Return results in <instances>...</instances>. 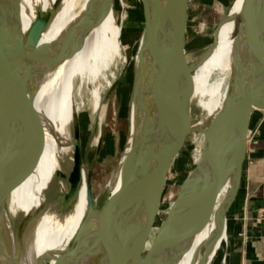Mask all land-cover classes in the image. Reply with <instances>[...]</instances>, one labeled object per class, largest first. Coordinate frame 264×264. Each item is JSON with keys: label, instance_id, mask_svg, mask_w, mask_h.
I'll return each mask as SVG.
<instances>
[{"label": "bare ground", "instance_id": "6f19581e", "mask_svg": "<svg viewBox=\"0 0 264 264\" xmlns=\"http://www.w3.org/2000/svg\"><path fill=\"white\" fill-rule=\"evenodd\" d=\"M56 1L0 0V49L6 55V60L0 65L2 75L7 74L21 57L28 59L32 56L39 46L65 44L66 35L74 28L83 30L88 25L80 48L72 56L44 74L31 77L27 82L34 88V108L42 125L41 144L34 164L14 185L9 195L6 226L0 231V264H130L132 257H125L123 247L128 244L136 247L142 236L141 227L144 226L146 212L139 211L144 208L140 204L141 193L148 167L153 166V157L170 129L154 84L159 81L160 74L163 77L171 74L176 76L179 96L190 103L191 112L192 108L199 112L200 120L197 124L192 123L193 127H202L223 107L230 78L241 72H250L258 66L260 49L264 45V3L233 0L220 17L215 41L206 47L199 58L188 60L186 52H183L182 63L180 58L166 53L170 21L176 20V13L168 14L167 11L172 0H151L148 10L150 46L140 56L141 36L134 55L135 75L139 83L132 109L133 127L119 166L109 178L104 204L99 210L97 207L100 203L94 199L91 203L87 199V173L81 156L85 128L81 126L83 123L79 119L72 91L74 87L84 88L85 84L93 82L115 60L126 64V45L120 43L121 28L114 16L113 3L106 14L108 21L103 24L101 19L90 23V18L95 17V10L99 9L96 0H60L58 6L54 7ZM45 15H50L48 24H36ZM244 15L248 18L244 38L240 39L235 36L236 19ZM35 24L40 29L36 43L34 39L38 31L35 30ZM7 32L10 35L5 40ZM174 34L175 31L172 32L173 39L176 38ZM40 67L36 69L37 72L41 70ZM101 108L100 93L95 91L92 112L97 115V135ZM203 119L206 121L203 122ZM75 121L78 123V147L70 132ZM134 136L136 148L130 196L131 202L137 199L138 205L129 204L132 212L129 214V211H125L124 214L116 206L122 189L120 167ZM68 171L72 172L73 182L66 183L62 192L71 194L68 203H64L60 211L47 203L45 192L56 173L66 175ZM233 179L234 170L230 166L225 173L213 213L205 224L197 204L183 208L186 231L191 237L194 236L193 242L184 254L162 260L161 264H200L203 244L216 228L215 211L231 188ZM16 214H33V217L26 228L14 234L8 221ZM224 227L225 232L216 254L227 241L226 219ZM100 230L107 231L108 239L100 234ZM160 237L161 234L156 233L159 248Z\"/></svg>", "mask_w": 264, "mask_h": 264}, {"label": "water", "instance_id": "95a60500", "mask_svg": "<svg viewBox=\"0 0 264 264\" xmlns=\"http://www.w3.org/2000/svg\"><path fill=\"white\" fill-rule=\"evenodd\" d=\"M188 1L172 0L167 7L168 14L171 12L176 13V20L175 22L170 21L171 24L166 38L168 44L166 53H168V56L171 55L180 58L179 60L182 63L184 61L183 47ZM256 1L264 3V0ZM59 2L60 0H57L54 7H57ZM142 2L144 31L140 44V56L143 50L148 48V45L150 46L151 42V30L149 27L150 16L147 13L148 0H142ZM112 3L113 0H96L99 9L95 10V17L90 18V23H95L97 19L103 18L111 10ZM49 20L50 15H45L36 24L43 22L48 24ZM36 24L34 27L36 32H38L34 39L35 43L39 39L40 33V29H38ZM245 26L246 17L244 15L240 17L237 27V36L240 39L244 38ZM87 27L88 25L86 27L84 26L83 30L77 27L76 29L74 28L66 35L65 44L62 42V44L53 43L45 47L39 46L35 53L28 59L21 57L19 62H14L13 67L7 74L2 75L0 72V231L6 226V211L11 190L34 164L41 144L42 125L40 116L34 108V99L32 97L34 88L27 82L31 77L44 74L63 60L72 56L80 48ZM173 31H175L174 35L176 36L174 39L172 35ZM5 34L4 39L6 40L9 38L10 33L7 32ZM260 52L261 60L255 69L246 73L241 72L239 75L230 78L228 95L223 107L213 117L207 120L202 127H193L191 106L184 97L179 96L176 76L174 77L171 74L163 77L160 74L159 81L154 84L161 98L170 129L161 147L156 151L157 154L153 157V166L148 167L141 193L140 204L144 208L139 211L141 213L142 211L146 212L144 226L141 227V242L139 241L136 247L130 246V244L123 247L125 257L130 256L134 258V262L132 261L133 264H161L160 261L162 262V260L166 261L168 258L179 257L184 254L193 242L194 236L191 237L186 231L182 213L183 208L190 204H197L200 207L202 221L205 224L210 214L213 213L214 205L220 195L225 173L231 166L234 170L232 186L226 192L223 201L215 211V231L204 242L202 247L203 253L200 264H211L213 261L216 248L219 246L222 235L225 232L224 226L228 209L236 198L240 187L248 146L250 116L254 111H264V45L261 47ZM4 60H6L5 51L0 49V65ZM39 66H41V70L37 72L36 69ZM185 73L188 74L186 69ZM24 74L25 76L22 77ZM138 83L139 78L135 75L132 84L129 113L131 104L135 100ZM113 87L114 85L109 87L104 101L109 98ZM96 119L97 115H95ZM96 130L97 127L95 124ZM191 134H200L203 136L205 142L202 153L195 166L180 184L177 195L157 231V233L159 232L161 234V248H159L158 241L155 237L151 239L146 248L144 242L148 238L152 224L158 214V207L167 175L172 164L181 154L187 137ZM72 135L76 147H78L77 121L72 126ZM129 135L130 126L127 141L120 158L127 147ZM135 148L136 136L133 137L130 149L123 158L120 167L121 177H123L122 189L121 195L118 196L116 206L124 214L125 211H129V214L132 212L129 209V204L138 205L137 199H134L132 203L130 196ZM120 158L113 171L118 168ZM72 176V172L68 173V175L56 173L53 181L60 179L66 181V183H72ZM70 194L61 192V195L58 197L60 203L58 210L61 211L64 203H68ZM87 199L92 203L93 198L89 176L87 177ZM102 204H104L103 200L100 206L97 207L99 210L102 209ZM140 215L139 217L141 218ZM32 217L33 214H26L24 216L16 214L8 221L9 226L16 221L17 232L20 229L26 228L32 220ZM100 234L105 235L104 237L108 239L106 230L105 232H101L100 230ZM143 240L145 241L143 242Z\"/></svg>", "mask_w": 264, "mask_h": 264}, {"label": "rangeland", "instance_id": "374dc122", "mask_svg": "<svg viewBox=\"0 0 264 264\" xmlns=\"http://www.w3.org/2000/svg\"><path fill=\"white\" fill-rule=\"evenodd\" d=\"M232 1H188L183 47L188 60L202 56L206 47L215 41V30L220 17ZM150 2L151 0L147 2V13ZM113 11L116 22L121 28L120 43L126 45L125 54L128 57L127 63L124 64L121 60H115L108 70L97 79H94L93 82L85 84L84 88L74 87L72 91L73 101L78 107L79 119L83 123L81 126L85 128L83 132L84 147L81 153L83 166L87 177H90L92 198L98 204L102 202L106 194L109 178L125 147L129 124L130 129L133 127V102L130 113L129 106L132 84L136 72L134 55L138 41L144 31L142 0H113ZM100 19L103 24H106L108 21L106 15ZM239 21L240 17L236 19L235 36L237 35ZM112 85H114L112 93L104 101V97ZM95 91L100 93L102 106L101 121L98 129L99 135L95 131V114L92 112V100ZM199 120V112L195 108H192V123L197 124ZM204 121L206 120L203 119ZM70 132L72 134L71 127ZM204 142V138L200 134L189 135L181 154L172 164L162 192L158 214L152 224L148 238L145 239L146 241L143 240V242L145 241L146 248L151 239L156 236L171 203L177 195L180 184L199 160ZM68 173L69 171L66 175ZM65 184L66 181L55 179L46 191L47 203L51 204L55 209H58L60 204L58 197L61 195ZM11 226L15 234L17 222L14 221ZM132 261L134 262V258H132L130 264H133Z\"/></svg>", "mask_w": 264, "mask_h": 264}, {"label": "crops", "instance_id": "0c3cea01", "mask_svg": "<svg viewBox=\"0 0 264 264\" xmlns=\"http://www.w3.org/2000/svg\"><path fill=\"white\" fill-rule=\"evenodd\" d=\"M248 142L240 187L226 215V240L211 264H264V111L250 116Z\"/></svg>", "mask_w": 264, "mask_h": 264}, {"label": "built area", "instance_id": "2783aa9c", "mask_svg": "<svg viewBox=\"0 0 264 264\" xmlns=\"http://www.w3.org/2000/svg\"><path fill=\"white\" fill-rule=\"evenodd\" d=\"M253 138V133H251L250 131H249V134H248V142L249 141H251V139ZM264 210H261L260 212H263ZM264 223V218H263V215H259V216H257V218H256V223L257 224H260V223Z\"/></svg>", "mask_w": 264, "mask_h": 264}]
</instances>
